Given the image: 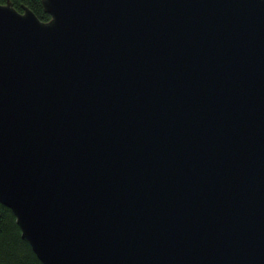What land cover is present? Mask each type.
<instances>
[{"label":"water","instance_id":"1","mask_svg":"<svg viewBox=\"0 0 264 264\" xmlns=\"http://www.w3.org/2000/svg\"><path fill=\"white\" fill-rule=\"evenodd\" d=\"M0 2V202L42 264H264V0Z\"/></svg>","mask_w":264,"mask_h":264},{"label":"trees","instance_id":"2","mask_svg":"<svg viewBox=\"0 0 264 264\" xmlns=\"http://www.w3.org/2000/svg\"><path fill=\"white\" fill-rule=\"evenodd\" d=\"M7 0H0L6 2ZM12 5L22 10L28 6L41 20L50 18L44 9L42 0H9ZM0 264H42L32 250L28 240L22 236L12 210L0 202Z\"/></svg>","mask_w":264,"mask_h":264}]
</instances>
